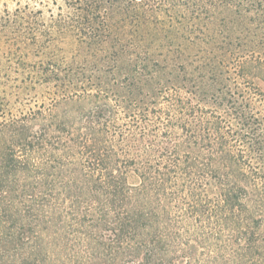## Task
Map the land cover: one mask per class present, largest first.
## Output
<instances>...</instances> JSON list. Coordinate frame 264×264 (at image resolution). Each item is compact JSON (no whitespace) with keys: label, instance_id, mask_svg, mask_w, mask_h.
I'll return each mask as SVG.
<instances>
[{"label":"trees","instance_id":"trees-1","mask_svg":"<svg viewBox=\"0 0 264 264\" xmlns=\"http://www.w3.org/2000/svg\"><path fill=\"white\" fill-rule=\"evenodd\" d=\"M241 27L142 110L85 92L0 125V264H264V29Z\"/></svg>","mask_w":264,"mask_h":264},{"label":"rangeland","instance_id":"rangeland-1","mask_svg":"<svg viewBox=\"0 0 264 264\" xmlns=\"http://www.w3.org/2000/svg\"><path fill=\"white\" fill-rule=\"evenodd\" d=\"M242 25L263 31L264 0H0V125L85 92L108 94L122 113L142 110L149 79H209L202 41ZM25 205L10 221L29 239Z\"/></svg>","mask_w":264,"mask_h":264}]
</instances>
